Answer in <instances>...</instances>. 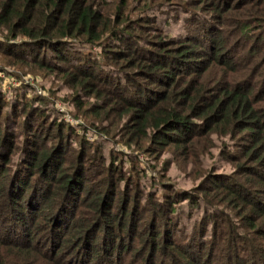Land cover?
Returning <instances> with one entry per match:
<instances>
[{
    "label": "trees",
    "instance_id": "obj_1",
    "mask_svg": "<svg viewBox=\"0 0 264 264\" xmlns=\"http://www.w3.org/2000/svg\"><path fill=\"white\" fill-rule=\"evenodd\" d=\"M0 53L58 75L95 139L230 166L152 190L0 90V264H264V0H0Z\"/></svg>",
    "mask_w": 264,
    "mask_h": 264
},
{
    "label": "rangeland",
    "instance_id": "obj_2",
    "mask_svg": "<svg viewBox=\"0 0 264 264\" xmlns=\"http://www.w3.org/2000/svg\"><path fill=\"white\" fill-rule=\"evenodd\" d=\"M30 67L34 70H21L18 68L17 63L14 64V59L0 53V90L8 94L14 92L16 87L21 86L23 96L26 99H30L32 103H37L44 111L43 113L48 114L49 118L58 115L65 123L79 126L80 132L78 133L81 135V131H83L86 134V138L90 139L88 141L92 143L100 141L102 152L106 157L110 154L115 157L120 156L121 158L125 154L135 156L137 164L146 174L141 180L144 185L143 187H145V184L151 182L152 190H157L159 186H162L167 188V193L171 194L173 193V191H170L172 188L194 192L197 184L201 181L200 178L208 172L230 170V166L227 165L228 163L225 164V160L221 158L220 153H218L215 147L212 148L211 154L206 153L202 155L197 150L196 153L198 156H192L194 161L190 162L186 158V152H183L184 150L179 153H173L167 150L161 156L155 152L145 150L144 147H146L147 141L144 147H137L133 143L127 147L121 141L112 140L111 133L105 135L103 132L100 135L103 137L106 136V138H103L104 140H98L99 138L95 139L96 136H99L94 131L96 130L95 125L88 122L82 114H76L77 111L72 101L68 100L70 99V94L67 93L69 89L58 80V75L55 73L42 74L43 71L35 68L33 65H30ZM5 94L3 95L6 96ZM110 120L111 116L106 122ZM46 131L51 134L55 132L53 128L50 131ZM46 136L49 137L48 134ZM222 141H224V148L226 147V141L229 146L230 139L225 138ZM213 143L217 144L219 142L213 140ZM168 147L171 149L174 146ZM125 165H127V162L123 163L124 167ZM155 180L161 181V184H153ZM234 220L238 222L237 219ZM237 224L239 225V223ZM242 224L244 225V223ZM139 229L138 226V229L135 231V237L141 231ZM259 240H261L260 242L264 247V238H260Z\"/></svg>",
    "mask_w": 264,
    "mask_h": 264
}]
</instances>
